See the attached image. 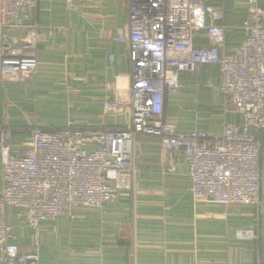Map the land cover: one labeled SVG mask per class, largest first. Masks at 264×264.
Listing matches in <instances>:
<instances>
[{
  "label": "built area",
  "instance_id": "1",
  "mask_svg": "<svg viewBox=\"0 0 264 264\" xmlns=\"http://www.w3.org/2000/svg\"><path fill=\"white\" fill-rule=\"evenodd\" d=\"M37 5L0 0V76L7 80L22 82L37 69L39 34L31 21ZM246 6V19L234 26L221 1L133 0L117 37L129 57L128 84L104 102L105 113L122 118L119 124L73 119L52 131L32 129L20 143L11 126H0V264H39V252L21 248L11 218L36 231L38 244L41 222L73 217L77 207L103 208L134 190L141 136L158 139L166 154L181 155L195 202L262 208L264 0ZM233 30L243 31L244 39L231 48ZM184 73L206 77L223 98L219 132L184 131L167 118L166 100L184 87ZM175 170L173 164L167 171Z\"/></svg>",
  "mask_w": 264,
  "mask_h": 264
},
{
  "label": "crops",
  "instance_id": "2",
  "mask_svg": "<svg viewBox=\"0 0 264 264\" xmlns=\"http://www.w3.org/2000/svg\"><path fill=\"white\" fill-rule=\"evenodd\" d=\"M208 1L224 2L227 21L240 26L247 0ZM132 2L38 0L37 69L25 82L8 85L5 99L11 109L4 113L6 122L32 119L49 131L65 126L70 117L92 126L119 124L122 118L105 113L104 102L117 86L128 84L129 57L117 37L128 23ZM230 35L229 43L240 39ZM71 90L76 94L72 99L66 95ZM175 95L168 101L174 103ZM190 97L182 95L179 100L189 104ZM220 100L218 94L211 96V102ZM65 104L75 114L78 107L91 111L81 117L43 112ZM203 114L200 121L186 115L168 119L184 131L198 127L219 132L223 115ZM14 140L20 143L23 136L14 135ZM136 149L138 178L133 192L103 208L77 207L73 217L41 222L35 245L32 230L11 219L21 248L39 252V264H264V146L259 161L262 208L197 203L181 155L164 153L158 139L146 136L138 138ZM173 164L175 172L168 173ZM3 185L0 153V192Z\"/></svg>",
  "mask_w": 264,
  "mask_h": 264
},
{
  "label": "rangeland",
  "instance_id": "3",
  "mask_svg": "<svg viewBox=\"0 0 264 264\" xmlns=\"http://www.w3.org/2000/svg\"><path fill=\"white\" fill-rule=\"evenodd\" d=\"M31 21H32V23L37 25L36 17H35V11L33 13V17L31 19ZM37 27H38V25H37ZM38 34H39V37H38V40L35 43V47H34L35 51H36V56L38 55L39 46L41 44V36H40L39 28H38ZM204 72L206 73V70ZM191 74H194L196 76V79L183 80L184 87L175 95L177 97L175 98L176 101H174V103H171L168 101V99H169V96H168V98L166 100L167 118L173 117V118H177L178 120H180L183 118V115H186V116H189L188 119H193L192 121H198V120L200 121L203 118V115H205V114H203L204 112L213 113V114H222L223 113V111H222V109H223V107H222L223 98H222V100L219 101V103L214 102V101L211 102V96L213 97L217 93L212 88H210L206 85V81H207L206 78H205V80L198 79L197 76H199V74H197V73H191ZM28 77H26V79H24V81H22V82H20V81L19 82H17V81L13 82L11 80H7L8 79L7 77L0 76V126L1 125H4V127L5 126L6 127L11 126L12 132H13V141L14 142H16L14 140V135L20 134L23 136L26 132H28L32 129H35V128H41L45 131H49V130L41 127L39 124H37L36 121H33L32 119L25 120L24 123H19V124L12 123V122H6L5 111L8 110L9 107L11 109V104L7 103L6 99H5L7 87L11 83H23L27 80ZM189 91H193L195 93L196 97H192L191 93H193V92H189ZM187 94H188V96H191L193 99L190 97V98H188V100L190 101L189 104H186V103L183 104V102H181L179 99L181 98L182 95H187ZM66 95L69 96V98H71V97L73 98L76 94L74 91L71 90L69 92H66ZM193 101H195V102L193 103ZM65 105H63L62 108L56 109V110H50V109L45 108L43 112H44V114L45 113L46 114L51 113V114H54V115L59 116V117L67 116L68 114H71V116H73V114H75L72 112L73 108H68L67 104H65ZM97 109L99 110L101 108H97ZM76 110H77V114H75V115H77V117H81L82 113L90 114V111H91V110L89 111V108H86V111L84 110L85 111L84 112L83 109L79 108V107ZM79 114H80V116H79ZM107 114H109V113H107ZM111 114H113V113H111ZM73 119L77 120L79 122L85 123V121L79 120L75 117H72V118L70 117V120H73ZM263 133H264V130H262L259 134H260V139H261L263 146H264ZM190 190H191V188H190ZM133 191L134 190H132L131 192H133ZM78 208H80V209L81 208L94 209V208L85 207V206L78 207ZM11 219H12V222H13V220L16 221L15 217H13ZM32 233H33V236L35 237L36 231L32 230ZM35 244H36V242L34 243V245Z\"/></svg>",
  "mask_w": 264,
  "mask_h": 264
},
{
  "label": "trees",
  "instance_id": "4",
  "mask_svg": "<svg viewBox=\"0 0 264 264\" xmlns=\"http://www.w3.org/2000/svg\"><path fill=\"white\" fill-rule=\"evenodd\" d=\"M229 5H230V2H229ZM241 13V12H240ZM244 13V16L242 17V19H241V23H240V25L244 22V20L246 19V17H247V10H246V12H243ZM232 35V34H235V35H239L240 36V39H238L237 40V42L234 44V43H229V40H228V37H229V35ZM230 35V36H231ZM243 39H244V33H243V31H241V30H235V31H230V32H228V35H227V41H228V44H229V47H236V46H239V45H241V43H242V41H243ZM208 69V68H207ZM198 77V79H202V80H205V78H204V76H202V75H199V76H197ZM182 79L183 80H187V79H196V76L194 75V74H191V73H184L183 75H182ZM263 141H264V133H263Z\"/></svg>",
  "mask_w": 264,
  "mask_h": 264
}]
</instances>
